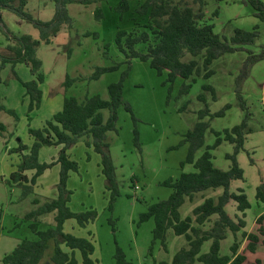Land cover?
<instances>
[{
  "label": "rangeland",
  "instance_id": "374dc122",
  "mask_svg": "<svg viewBox=\"0 0 264 264\" xmlns=\"http://www.w3.org/2000/svg\"><path fill=\"white\" fill-rule=\"evenodd\" d=\"M145 0H129L130 10L121 14L117 7L121 0H108L88 6L68 5L73 20L72 28L64 26L51 44L42 43L37 57L43 62L42 72L45 82L42 85L43 102L40 108L30 111L29 99L25 95L22 82L33 80L30 69L25 64L15 67L7 65L1 70V94L4 105L14 110L16 116L0 112V122L6 131L0 135V210L3 218L0 227V264L6 254L11 253L23 239H36L30 225L34 220L26 219L28 213L57 195L60 166L46 171L42 186H33L25 194L24 186L11 180L22 162L20 152L15 150L20 144L32 146L35 138L29 129H43L46 121L62 110L65 97H75L83 101L87 96L99 95L109 100L108 86L124 78V101L130 104L132 113L124 105L118 109V129L109 132L107 141L112 157L119 196L111 203V191L106 187L102 174V156L92 146V139L81 138L77 144L67 150L72 161L77 162L78 171L71 172L67 188L71 192L70 209L78 214L95 211V219H89L84 227L76 219L67 221L65 232L80 238L91 240L95 246L93 259L99 264H116L117 246L132 264H171L174 256L187 248L184 236H177L168 229L165 241H154L153 219L140 223V215L148 208L172 194V189L163 185L169 179H177L182 172L190 173L192 165L181 164L186 160L189 144L185 143L186 133L199 121V111L209 108L210 113L230 109L222 117L207 116L204 121L210 124L205 134V145L196 153L200 158L208 146H213L219 132L241 124L246 116L252 130L247 136L244 148L237 155V161L244 171V180L233 181L231 192L244 190L250 202L246 211L245 231L256 232L257 219L264 215V200L257 197L258 188L264 182V60L256 63L249 75L240 81L245 60L250 52L259 54L264 50V22L260 21L254 9L244 0H204L203 11L208 23L222 38L230 40L236 29L253 32L258 26L255 44L243 46L234 53L225 54L215 60L211 69L215 72L210 79L203 75L196 81L178 78L173 84H166V75H159L149 62L133 59L127 62L116 44L120 30L132 31L137 6ZM178 3L179 0H170ZM264 2V0H262ZM198 10L199 5L189 1ZM101 7L102 20L95 18V11ZM27 12L35 18L48 21L55 13V4L51 0H29ZM51 15V16H50ZM0 23V51L8 53L13 44L10 37L30 35L40 40V34L32 24L21 20L14 13L2 11ZM51 20V19H50ZM91 33L92 36L86 34ZM94 34L98 37L95 38ZM71 49V51H69ZM186 57L185 60H189ZM118 65L116 71L108 72L98 80H91L97 67ZM78 79L71 87H65L66 77ZM191 84L188 92L184 86ZM212 86L216 91L214 100L211 92L203 89ZM203 95V102L200 96ZM241 98H240V97ZM28 100L25 102V100ZM107 121L110 112L102 111ZM63 146L43 147L39 154L41 163H50L57 159ZM214 165L228 170L231 161L228 154L234 153V146L223 143L211 150ZM26 154V152H24ZM35 171H27L32 178ZM224 188L210 189L196 195L193 201L186 200L180 208L182 219L191 216L193 210L206 198L217 200ZM228 214L237 220L242 214L237 211L236 203L226 207ZM39 220L40 230L51 227V217ZM218 218L214 215L204 230H209ZM264 224V222H263ZM264 237H262V240ZM237 240L242 244L240 252L247 255V263L260 259L264 264V245L260 243L255 253L245 250L248 242L241 234ZM235 242L232 232L227 233L221 242L222 256L231 255V246ZM211 241L204 243L202 254L210 251ZM54 244L49 249L54 252Z\"/></svg>",
  "mask_w": 264,
  "mask_h": 264
},
{
  "label": "trees",
  "instance_id": "16d2710c",
  "mask_svg": "<svg viewBox=\"0 0 264 264\" xmlns=\"http://www.w3.org/2000/svg\"><path fill=\"white\" fill-rule=\"evenodd\" d=\"M55 4V13L51 20L43 21L35 18L27 12L29 0H0V23L2 11L7 10L17 15L21 20L33 25L39 31L40 40H35L30 35H12L13 44L8 47L6 54L0 51V112L16 116L14 110L8 109L3 103L1 94V70L7 66L15 67L17 64H25L33 76V80L22 82L25 95L29 99L30 111L41 107L43 102L42 85L45 76L42 72L43 62L37 57V50L42 43L51 44L64 26L72 28L73 20L68 11V5H91L108 0H51ZM190 0H179L173 3L170 0H145L137 6L134 18L135 28L128 32L120 30L117 33L116 44L127 62L139 59L150 63V66L159 74L166 75V84H173L178 78L185 81H196V77L203 75L204 79H210L214 75L211 69L213 62L225 54L234 53L243 46L255 44L258 37V26L253 32L236 29L230 40L222 38L215 33L214 26L207 22L203 11L204 0H192L199 5L198 10L191 6ZM250 5L256 17L264 22V2L262 0H244ZM129 0H121L117 10L124 14L130 10ZM95 18L102 20L104 13L101 7L95 11ZM87 36L93 34L88 33ZM97 38L98 35L94 34ZM71 51V49L69 50ZM189 60H185L186 57ZM264 60V50L259 54L250 52L245 60L240 81L246 79L251 68L259 61ZM118 65L111 67H97L91 80H98L102 75L116 71ZM78 79L66 77L65 87H71ZM191 84L184 86V92H188ZM205 91L211 92L215 100V89L210 85H204ZM110 99L104 100L99 95L87 96L83 101L75 97H65L62 110L46 121L43 129H29L30 135L35 138L32 146L20 144L15 150L20 152L22 162L18 171L11 175V180L19 185L30 183L32 186H24L25 194L32 190L39 178L56 165L60 166L59 183L57 185L56 198L50 199L40 205L36 210L27 214L26 219L34 220L30 225L36 239H23L15 249L6 254L2 264H41L50 248L54 244V252L51 258L44 264H99L93 259L95 246L86 238H80L65 232V223L76 219L82 227L89 219H95L97 213L89 211L78 214L69 207L71 192L67 188L71 172L78 171V164L72 161L67 150L77 144L84 137L92 139V146L102 156V174L106 180V187L111 191V203L119 196L116 181L115 166L109 152L107 136L109 132L118 129V109L124 105L126 110L132 113L130 104L124 101V78L117 83L108 86ZM240 97V96H239ZM241 98V97H240ZM201 101L205 102L203 95ZM227 105L219 112L210 113L208 107L199 111V121L193 129L185 135L184 142L189 144V152L186 160L181 164L192 165L194 172H182L177 179H169L163 185L171 188L172 194L168 199L151 205L148 210L140 215V223L151 219L155 222L153 230L154 241H165L168 229H173L177 236H184L187 240V248L180 250L173 258L171 264H263L260 259L247 263V255L240 252L242 244L237 240L241 234L248 244L245 248L250 253H255L260 243L264 245V215L260 216L256 224V232H247L245 214L250 208V202L244 190L231 192L233 181L244 180V171L237 161V155L244 148L247 136L252 133L246 116L244 121L230 130H225L223 135L216 133L217 139L213 146H208L200 158L196 153L205 145V134L210 124L204 119L207 116L222 117L230 109ZM110 112L107 121L104 120L102 111ZM133 114V113H132ZM6 131V126L0 122V135ZM223 141L234 146V153L226 157L231 161L228 170L217 168L213 163L211 150L218 148ZM63 146L58 158L50 163H41L39 154L43 147ZM26 152V154H24ZM27 171H35L32 178L26 175ZM224 188V193L217 200L206 198L197 206L191 216L182 219L180 208L186 200L193 201L197 194L210 189ZM257 197L264 200V182L259 186ZM235 202L237 211L242 214L234 220L226 211L229 203ZM54 214V225L46 230H40L39 220L42 216ZM214 215L218 218L209 230L204 227ZM3 214L0 210V227ZM232 232L235 242L231 246V255L222 256L220 253L221 242L226 239L227 233ZM211 241L210 251L202 254L205 242ZM116 264H132L126 259L123 250L117 246ZM161 264H169L161 262Z\"/></svg>",
  "mask_w": 264,
  "mask_h": 264
},
{
  "label": "crops",
  "instance_id": "0c3cea01",
  "mask_svg": "<svg viewBox=\"0 0 264 264\" xmlns=\"http://www.w3.org/2000/svg\"><path fill=\"white\" fill-rule=\"evenodd\" d=\"M51 16V15H50ZM50 19H52V18H50V17H48V21L50 20ZM2 92V91H1ZM3 97V96H2ZM28 98V97H27ZM28 100L26 99L25 100V102H27ZM53 117V116H52ZM54 160H56V159H54ZM56 167V166H55ZM54 167V168H55ZM45 174H46V172L39 178V180L37 181V184H36V186L38 187V186H42V184H41V182L40 181H42V179L45 177ZM57 196V195H56ZM54 198H56V197H54ZM49 217H51V222H50V225H54V214H47V215H45V216H43V218L44 219H48ZM42 218V219H43ZM66 225V224H65ZM51 244L52 243H50V248H51ZM49 248V249H50ZM48 249V251L46 252V256H45V258H44V260L42 261V263L41 264H44V263H46L50 258H51V256L53 255V253H51V251Z\"/></svg>",
  "mask_w": 264,
  "mask_h": 264
}]
</instances>
